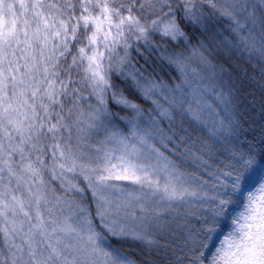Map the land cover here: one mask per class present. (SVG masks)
<instances>
[{
	"label": "snow or ice",
	"instance_id": "6c2138e0",
	"mask_svg": "<svg viewBox=\"0 0 264 264\" xmlns=\"http://www.w3.org/2000/svg\"><path fill=\"white\" fill-rule=\"evenodd\" d=\"M0 264H264V0H0Z\"/></svg>",
	"mask_w": 264,
	"mask_h": 264
},
{
	"label": "trees",
	"instance_id": "16d2710c",
	"mask_svg": "<svg viewBox=\"0 0 264 264\" xmlns=\"http://www.w3.org/2000/svg\"><path fill=\"white\" fill-rule=\"evenodd\" d=\"M248 71L251 73L252 72V69L251 68H248ZM258 75V69H257V72L255 73ZM227 230V229H226Z\"/></svg>",
	"mask_w": 264,
	"mask_h": 264
}]
</instances>
